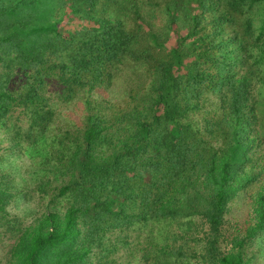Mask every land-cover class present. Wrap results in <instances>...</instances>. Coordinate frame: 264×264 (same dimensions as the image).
<instances>
[{
	"label": "trees",
	"instance_id": "16d2710c",
	"mask_svg": "<svg viewBox=\"0 0 264 264\" xmlns=\"http://www.w3.org/2000/svg\"><path fill=\"white\" fill-rule=\"evenodd\" d=\"M0 134L41 172L21 188L0 169V264H249L264 0H0Z\"/></svg>",
	"mask_w": 264,
	"mask_h": 264
},
{
	"label": "rangeland",
	"instance_id": "374dc122",
	"mask_svg": "<svg viewBox=\"0 0 264 264\" xmlns=\"http://www.w3.org/2000/svg\"><path fill=\"white\" fill-rule=\"evenodd\" d=\"M120 92L119 87L113 86L109 90H102L97 92L98 96H105L106 98H118ZM65 112H71L72 106L63 109ZM2 135L0 134V169L5 172H9L13 178L16 186L24 188L27 183H32L38 177L40 172L39 161H33L22 154L8 153L5 151L6 143L2 141ZM29 180V181H28ZM255 191L254 187L245 190L241 193L233 202L229 205L228 213L226 214V227L229 234H236L241 232L246 224L249 223L250 217V205L249 195ZM35 206V204H27L19 200L12 206V211L21 215H28L29 209ZM2 246H0V257L3 254ZM247 258L249 264H264V233L256 238L251 245L246 247Z\"/></svg>",
	"mask_w": 264,
	"mask_h": 264
}]
</instances>
